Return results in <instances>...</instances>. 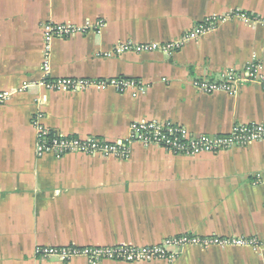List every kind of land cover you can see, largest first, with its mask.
<instances>
[{
	"label": "crops",
	"instance_id": "crops-1",
	"mask_svg": "<svg viewBox=\"0 0 264 264\" xmlns=\"http://www.w3.org/2000/svg\"><path fill=\"white\" fill-rule=\"evenodd\" d=\"M209 19L218 20L212 32L170 55L116 53L176 42ZM48 25L82 31L52 40L47 77ZM251 65L264 77V0H0V93L10 94L0 107V264H89L42 260L36 250L142 248L186 235L263 246H188L173 261L98 264H264V143L192 157L139 143L127 158L36 150L39 116L53 134L108 143L127 140L140 121L214 136L264 125L259 82L234 94L195 86ZM47 79L137 86L47 90Z\"/></svg>",
	"mask_w": 264,
	"mask_h": 264
},
{
	"label": "built area",
	"instance_id": "built-area-1",
	"mask_svg": "<svg viewBox=\"0 0 264 264\" xmlns=\"http://www.w3.org/2000/svg\"><path fill=\"white\" fill-rule=\"evenodd\" d=\"M241 19H248L246 14H237ZM217 19H209L195 26L180 40L172 43L163 44H142L135 45L131 43L122 44L116 48L117 54L124 53H154L160 52L170 55L182 48L187 42L198 40L204 35L215 29ZM82 30L63 25H48L45 28V38L47 42L46 55L47 60L43 65L44 74L50 75L49 54L50 43L54 38H64L76 35ZM220 81L200 80L195 82V86L202 92L212 94L216 92H228L234 94L239 84L259 82L264 92V77L259 74V68L256 65L247 67L243 72L229 71L225 72ZM47 90L79 91L89 87H96L100 90L108 87H115L125 91L129 87H136L134 81L112 80L109 82H91L87 80H44L41 83ZM25 87L24 89H26ZM10 98L9 93H0V107L7 103ZM42 116L37 118L36 122V150L39 156L52 154L58 157L71 153H81L87 155H102L113 157L129 156L130 146L139 143L144 147L156 146L162 148L174 155L179 156H197L201 154H218L233 148L247 147L255 143H264V125L262 124H237L233 130L226 135H196L191 133L185 126L172 122L159 121H140L133 122L130 125V135L127 140L108 143L100 139L89 138L80 139L53 134L43 128L39 121ZM242 247L259 249L263 244L255 238L247 237H211L202 238L197 236H180L168 238L160 245L136 247H115V248H78L68 246L57 247H39L36 250V256L39 259L57 258L68 262L75 258H85L89 264H98L102 261H115L126 263L153 262L158 260H175L180 250L188 247Z\"/></svg>",
	"mask_w": 264,
	"mask_h": 264
}]
</instances>
